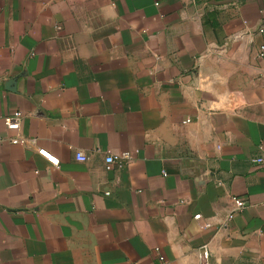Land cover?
I'll return each mask as SVG.
<instances>
[{"label": "crops", "instance_id": "0c3cea01", "mask_svg": "<svg viewBox=\"0 0 264 264\" xmlns=\"http://www.w3.org/2000/svg\"><path fill=\"white\" fill-rule=\"evenodd\" d=\"M262 24L264 0H0V264H264Z\"/></svg>", "mask_w": 264, "mask_h": 264}, {"label": "built area", "instance_id": "2783aa9c", "mask_svg": "<svg viewBox=\"0 0 264 264\" xmlns=\"http://www.w3.org/2000/svg\"><path fill=\"white\" fill-rule=\"evenodd\" d=\"M258 31L261 33H264V24H262L259 27ZM259 56H261V57L264 56V44L261 45V47H260ZM22 119H23V114L20 110H14V111L8 113L7 115H5L6 125L8 126V128L14 129V130H19L21 128ZM11 140H12V142L17 143V142L23 141V138L20 136H16V137H13ZM39 152L42 155H44L48 160H50L54 165H57V166L60 165V159L58 157H56L55 155H53L50 151H48L44 148H41V149H39ZM129 158H130L129 152H124V153L119 154V155L108 154L105 158L106 167H107V169H110L113 165H115L117 163H119V164L125 163L126 161L129 160ZM77 159L86 160L87 156L82 152H78L77 153ZM254 160L259 162V163H264V155L257 156L254 158ZM233 199L235 201V209L229 215V218H232L234 216V212L236 210L242 209L246 206L245 200L239 199L236 197H233ZM199 256H200V264H212L211 251L207 247V245L202 247V249L200 250Z\"/></svg>", "mask_w": 264, "mask_h": 264}]
</instances>
